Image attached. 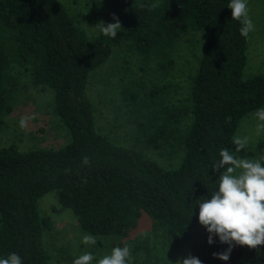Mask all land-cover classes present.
I'll use <instances>...</instances> for the list:
<instances>
[{"label":"trees","instance_id":"trees-1","mask_svg":"<svg viewBox=\"0 0 264 264\" xmlns=\"http://www.w3.org/2000/svg\"><path fill=\"white\" fill-rule=\"evenodd\" d=\"M229 3L126 0L112 10L122 25L116 38L99 33L86 39L59 0H0V125L2 115L11 110L7 90L15 85L9 63L22 64L34 85L51 90L53 110L70 135L56 149L17 151L11 143L0 150V258L17 253L22 264H46L41 230L49 217L39 215L36 203L55 189L59 206L72 211L83 231L113 235L116 247L144 213L151 230L178 239L188 256L202 264H264V245H234L228 261L215 258L213 253L228 245L218 236L212 245L207 243L206 228L198 221L199 205H194L217 189L220 173L212 167L220 149L230 151L239 119L264 104V74L241 78L247 38L240 35L241 24L232 19ZM191 30L205 32L208 40L190 83L191 121L180 139L179 164L164 168L97 130L86 82L88 73L123 41L144 60L158 57L157 66L166 70L172 66L168 55L175 41ZM165 87L151 86L148 99H158ZM128 94L136 98L134 90ZM157 123L142 140L154 149L168 144L171 136L167 122ZM262 133L255 150L264 166V128Z\"/></svg>","mask_w":264,"mask_h":264},{"label":"rangeland","instance_id":"rangeland-1","mask_svg":"<svg viewBox=\"0 0 264 264\" xmlns=\"http://www.w3.org/2000/svg\"><path fill=\"white\" fill-rule=\"evenodd\" d=\"M59 1L86 39L99 34L93 28L98 21L103 20L106 24L112 22L115 5L126 3V0ZM247 8L255 28L246 40L242 79L264 74V0H247ZM191 31L175 41L168 55L172 66L166 70L157 66L158 57L144 60L123 41L112 47L105 62L88 73L86 82V93L93 106L94 124L98 126L101 121L105 136L115 144L138 150L164 168H175L179 164L182 154L180 139L191 121L190 83L208 40L205 32ZM8 72L13 76L15 85L6 94V102L11 110L2 115L0 150L11 143L16 145L17 151L63 146L70 135L53 110L51 90H42L39 85H34L29 71L22 64L9 63ZM134 81L141 85H134ZM161 84H167V87L159 98L149 100L146 94L148 89ZM130 89L136 92V98H129ZM260 108H264V104L257 109ZM257 109L244 114L232 134L230 151L235 150L234 138H248L247 147L238 153L242 158L259 160L255 148L263 138L259 125L264 121L254 115ZM23 117L29 119L22 129L19 122ZM162 120L171 128L169 143L159 149L146 146L142 142L143 137L153 129L154 123ZM56 197L57 190L54 189L42 195L36 203L39 215L49 217V223L41 230L42 244L48 254L46 264H73L72 261L84 252H90L96 258L92 264H96V260L109 255L116 247L113 243L117 237L92 234L97 238L96 245L83 244V235L89 233L79 227L70 209L59 206ZM150 223L151 219L143 213L137 226L121 239L119 247L127 245L131 250L127 262L175 264L178 258L188 257L185 244L178 239H167L160 229L151 230Z\"/></svg>","mask_w":264,"mask_h":264},{"label":"clouds","instance_id":"clouds-1","mask_svg":"<svg viewBox=\"0 0 264 264\" xmlns=\"http://www.w3.org/2000/svg\"><path fill=\"white\" fill-rule=\"evenodd\" d=\"M232 19L240 22V35L248 38L254 31L255 25L248 15L247 0H230ZM114 23L98 21L93 27L96 31L109 38H116L122 29L118 17L113 14ZM258 120L264 121V108L257 109L254 114ZM29 117L20 120V127L26 126ZM264 128V123L259 125ZM248 138L236 137L233 140L235 150L227 148L219 150L220 159L213 164L212 169L220 173L216 183L217 189L211 192V198L200 197L194 201L199 205L198 221L206 228L207 243H214V236H218L221 244L228 248L220 253H213L215 258L223 261L230 259L234 245L247 246L256 249L264 245V166L259 160L242 158L238 155L247 147ZM83 163L88 164L87 157ZM221 169H224L221 172ZM237 170H240L239 172ZM82 243L94 246L97 238L92 234H85ZM131 255L130 248L114 247L109 255L96 260V264H126ZM96 259L90 252H84L73 260V264H92ZM0 264H22V258L17 253H11L7 258H0ZM175 264H202L195 256L178 258Z\"/></svg>","mask_w":264,"mask_h":264},{"label":"crops","instance_id":"crops-1","mask_svg":"<svg viewBox=\"0 0 264 264\" xmlns=\"http://www.w3.org/2000/svg\"><path fill=\"white\" fill-rule=\"evenodd\" d=\"M100 122H101V121H100ZM100 122H98V126L95 125V127L97 128V130H98L99 132H101V134L103 133L102 135H105V134H104V131H105V130H104V128H103L104 125H100ZM94 123H95V122H94ZM102 131H103V132H102ZM110 135H112V134H110ZM106 137H107V136H106ZM112 137H113V139H116V138H114V136H112ZM109 139H110V138H109ZM116 140H117V139H116ZM120 141H125V140H120Z\"/></svg>","mask_w":264,"mask_h":264}]
</instances>
